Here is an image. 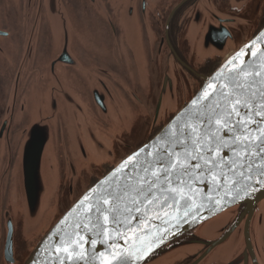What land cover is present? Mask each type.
I'll use <instances>...</instances> for the list:
<instances>
[{"label": "flooded vegetation", "instance_id": "af4514ba", "mask_svg": "<svg viewBox=\"0 0 264 264\" xmlns=\"http://www.w3.org/2000/svg\"><path fill=\"white\" fill-rule=\"evenodd\" d=\"M18 2L2 14L17 50L0 90H7L0 102V264H24L87 190L159 134L205 78L264 28V0H146L125 8L118 0ZM63 51L66 64L57 62ZM51 70L68 73L56 81L75 102L63 98L52 131L58 184L32 226L13 171L27 99L44 95ZM244 211L223 230L206 224L184 234L145 264H264V205L249 218L251 254L241 257Z\"/></svg>", "mask_w": 264, "mask_h": 264}, {"label": "water", "instance_id": "95a60500", "mask_svg": "<svg viewBox=\"0 0 264 264\" xmlns=\"http://www.w3.org/2000/svg\"><path fill=\"white\" fill-rule=\"evenodd\" d=\"M18 1L0 0V90L14 69L17 50L2 14ZM118 1L125 8L146 0ZM49 20L55 21L52 14ZM69 31L63 20L60 32ZM57 62L68 63L64 51ZM67 74L51 70L44 95L27 99L29 122L13 183L32 226L40 222L58 184L52 131L63 98L75 102L59 83ZM262 101L264 28L205 78L159 134L87 190L24 264H145L194 229L206 224L212 231L225 229L241 207L242 216H248L241 257L251 254L249 218L264 205V112L255 114L264 109Z\"/></svg>", "mask_w": 264, "mask_h": 264}, {"label": "snow or ice", "instance_id": "6c2138e0", "mask_svg": "<svg viewBox=\"0 0 264 264\" xmlns=\"http://www.w3.org/2000/svg\"><path fill=\"white\" fill-rule=\"evenodd\" d=\"M241 103H245L244 101H241ZM262 104H264V101H262ZM261 112H264V109H261V111H258V112H256L255 114L256 115H260L261 114ZM229 115H231V113H229ZM228 121H225V123H227ZM257 131H258V129H257ZM262 146H264V145H262Z\"/></svg>", "mask_w": 264, "mask_h": 264}, {"label": "rangeland", "instance_id": "374dc122", "mask_svg": "<svg viewBox=\"0 0 264 264\" xmlns=\"http://www.w3.org/2000/svg\"><path fill=\"white\" fill-rule=\"evenodd\" d=\"M5 88V87H4ZM7 90L6 91H2V93H0V102L2 101V99L6 96Z\"/></svg>", "mask_w": 264, "mask_h": 264}]
</instances>
